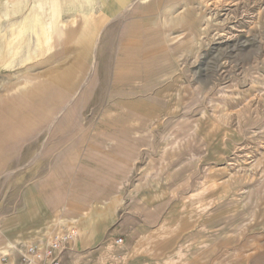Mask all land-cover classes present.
Wrapping results in <instances>:
<instances>
[{
  "label": "rangeland",
  "instance_id": "374dc122",
  "mask_svg": "<svg viewBox=\"0 0 264 264\" xmlns=\"http://www.w3.org/2000/svg\"><path fill=\"white\" fill-rule=\"evenodd\" d=\"M150 7L107 28L95 70H0V264L65 235L62 262L84 245L81 264H264V0ZM141 26L145 50L109 55ZM34 93L56 104L35 115Z\"/></svg>",
  "mask_w": 264,
  "mask_h": 264
},
{
  "label": "bare ground",
  "instance_id": "6f19581e",
  "mask_svg": "<svg viewBox=\"0 0 264 264\" xmlns=\"http://www.w3.org/2000/svg\"><path fill=\"white\" fill-rule=\"evenodd\" d=\"M69 1L78 5L72 13H68L64 5L65 0H7V10L0 12V70L22 65V71L17 70L15 77L31 82L38 76L49 75L58 70L36 69L33 73L30 70L33 61L37 65H45L57 59L64 61L68 56L73 60L87 61L92 70H95L97 58L104 52L102 48L105 42L102 39L107 28L114 22L116 28L124 25L131 14L142 15L151 8L155 0ZM145 29V26L135 29L129 27L117 45H113V41L108 49L109 55L127 57L145 50L147 35L142 33ZM136 33L139 37L135 36ZM124 38L127 40L122 41ZM20 45L25 46L21 51ZM70 73H73L71 68L64 70L62 75L67 76ZM35 93L30 95L31 98L23 99L24 103L28 102L34 107L32 112L36 113L35 115L37 111H42L37 107L39 104H56L55 100H41ZM75 96L76 94L59 110V114L54 117L55 121L64 115ZM52 111V108L47 110ZM20 118L26 116L22 113ZM11 120L8 116L0 117L1 124Z\"/></svg>",
  "mask_w": 264,
  "mask_h": 264
},
{
  "label": "built area",
  "instance_id": "2783aa9c",
  "mask_svg": "<svg viewBox=\"0 0 264 264\" xmlns=\"http://www.w3.org/2000/svg\"><path fill=\"white\" fill-rule=\"evenodd\" d=\"M72 238L73 236L65 235L63 238H52L45 247L42 245L28 247L24 250L22 262L24 264H63L58 252H60L61 245ZM121 242L122 239H118L115 243Z\"/></svg>",
  "mask_w": 264,
  "mask_h": 264
},
{
  "label": "crops",
  "instance_id": "0c3cea01",
  "mask_svg": "<svg viewBox=\"0 0 264 264\" xmlns=\"http://www.w3.org/2000/svg\"><path fill=\"white\" fill-rule=\"evenodd\" d=\"M112 150L113 149H110L111 152H113ZM120 154L122 155V153H120ZM97 219H99V218H97ZM89 229H90L89 227L85 228V226L83 225V227H82V229L80 231V234H81V237L82 238H88V237H90L89 232H93V231H89ZM84 247H85L84 245L78 246V247L74 245V247L72 249H70L69 253H66L65 255L64 254L62 255V259H63V262L62 263L63 264H66V263H68V264H81L82 260L85 261V259H86L88 261V259L91 260V258H94L95 257V254L94 253L93 254H89L88 253V255H87L85 253L86 252L85 251L86 249H84ZM12 248H13V246H11V249L9 251L10 253H12ZM3 253L6 254V252H3ZM13 256H14V254H13ZM87 256H89V257L86 258ZM96 258H98V257L96 256ZM67 259H68V261H67ZM9 264H13V261H11Z\"/></svg>",
  "mask_w": 264,
  "mask_h": 264
}]
</instances>
